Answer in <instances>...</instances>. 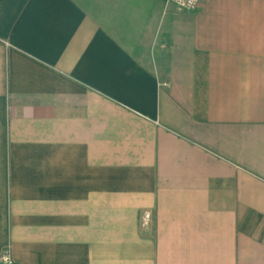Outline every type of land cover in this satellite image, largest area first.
<instances>
[{"label":"crops","instance_id":"1","mask_svg":"<svg viewBox=\"0 0 264 264\" xmlns=\"http://www.w3.org/2000/svg\"><path fill=\"white\" fill-rule=\"evenodd\" d=\"M6 248L264 264V0H0Z\"/></svg>","mask_w":264,"mask_h":264},{"label":"built area","instance_id":"2","mask_svg":"<svg viewBox=\"0 0 264 264\" xmlns=\"http://www.w3.org/2000/svg\"><path fill=\"white\" fill-rule=\"evenodd\" d=\"M167 4H174L179 9L183 10H193L196 9L201 2V0H165ZM148 218L149 215H146ZM0 264H18L12 255L11 249L6 248L0 254Z\"/></svg>","mask_w":264,"mask_h":264}]
</instances>
